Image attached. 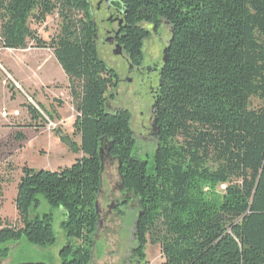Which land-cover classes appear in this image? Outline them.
Returning a JSON list of instances; mask_svg holds the SVG:
<instances>
[{"label": "trees", "instance_id": "16d2710c", "mask_svg": "<svg viewBox=\"0 0 264 264\" xmlns=\"http://www.w3.org/2000/svg\"><path fill=\"white\" fill-rule=\"evenodd\" d=\"M116 5L124 14L118 43L135 65L149 37L145 26L158 29L166 22L171 28L152 165L137 155L132 114L109 107L120 80L99 56L90 1L0 0L2 48L50 50L67 77L78 114L74 133L54 131L79 156L56 172L23 168L15 198L23 232L0 221V257L21 239L41 248L56 243L52 217L31 218L43 196L65 212L68 243L61 263L93 264L107 157L117 160L121 187L138 207L135 256L145 262L150 240L160 246L163 264H264V0H117ZM73 13L84 17L75 22ZM55 14L59 32L44 40L32 27ZM253 100L260 105L254 107ZM26 109L36 130L46 115L50 124L61 119L54 108ZM217 185L226 186L224 194L207 198L205 189Z\"/></svg>", "mask_w": 264, "mask_h": 264}, {"label": "rangeland", "instance_id": "374dc122", "mask_svg": "<svg viewBox=\"0 0 264 264\" xmlns=\"http://www.w3.org/2000/svg\"><path fill=\"white\" fill-rule=\"evenodd\" d=\"M90 16L98 31L97 48L99 56L108 68L114 70L120 83L111 91V110H128L132 114V130L137 139V155L153 164L156 139L153 137L154 115L150 111L154 100L147 89L143 92L136 83L126 82L130 75L128 56L115 55V47L108 43L109 31L117 28L122 21L118 14L108 15L106 5L101 0H89ZM84 15L73 13L77 22ZM61 20L55 14L48 17L43 26L33 25L39 36L49 41L55 37ZM151 37L146 41V57L159 60L163 56L171 38V28L162 22L158 32L150 26ZM155 85L158 78L155 77ZM35 98V100L32 99ZM44 106L47 111H58L60 120L48 123L46 115L43 127L39 130L32 124L26 105ZM61 104V105H60ZM259 101L253 100L258 107ZM76 107L69 93V83L50 50H38L28 47L26 50H5L0 44V221L3 227L12 228L22 234L24 222L19 215L15 198L17 187L25 166L34 170L56 172L69 168L76 163L78 155L71 153L55 135V129L61 128L70 136L77 118ZM50 119V118H49ZM18 134H25L26 140H19ZM79 141V138L76 139ZM102 188L98 197L100 225L93 248V264H139L141 260L134 255L135 232L138 207L131 195L126 194L120 183L117 160H103ZM225 185L207 187V198L219 199L225 192ZM40 205L31 211V218L44 219L51 216L56 234V243L41 248L30 245L26 240L11 242L7 246V255L0 257V264H62L60 251L68 243L63 228L65 212L62 207H51L43 196H39ZM115 201L123 202L120 212L113 206ZM144 259L142 258V263ZM145 264H163L160 246L149 240L145 248Z\"/></svg>", "mask_w": 264, "mask_h": 264}, {"label": "flooded vegetation", "instance_id": "af4514ba", "mask_svg": "<svg viewBox=\"0 0 264 264\" xmlns=\"http://www.w3.org/2000/svg\"><path fill=\"white\" fill-rule=\"evenodd\" d=\"M101 2H103L106 5V13L108 15L111 16L114 14H118L119 16H122V21L119 24V26L117 28H112V30L109 31V37L110 38L108 39V42L113 41L111 43V45L116 47L117 45H119L118 39H119V36L122 33V30L124 27V14H123L122 9H120L116 5L117 0H101ZM146 26H150L154 32H158V30L160 29V27L157 29L156 27H153L151 25H146ZM146 26H145V28H146ZM146 29H147V32L149 33V37H148V39H149L151 37V33L149 31V28H146ZM97 39H98V35H97ZM168 43H169V41H168ZM168 43H167V46H168ZM145 44H146V42H145ZM145 44H144V49H143V51H144L143 60L139 64H137V65L133 64L130 61V59L128 58L129 62H130V67H129L130 72L129 73L131 75V78H127L126 82H128L130 84H132V83L138 84L140 89H142L143 92L146 89H147V91H149V95L154 100V106L152 107V109L150 111L154 115V121H155L156 113H157V106H158L157 100H158L159 92H160L161 85H162L161 73H162V69L164 66V62H163L164 51L167 48V46L163 50L162 58L159 60H155L153 58V56L149 57L147 59ZM155 77L158 78V85H155ZM123 204H124L123 202L115 201L113 206L116 207L117 210H120V207Z\"/></svg>", "mask_w": 264, "mask_h": 264}, {"label": "water", "instance_id": "95a60500", "mask_svg": "<svg viewBox=\"0 0 264 264\" xmlns=\"http://www.w3.org/2000/svg\"><path fill=\"white\" fill-rule=\"evenodd\" d=\"M168 24V23H167ZM96 26V25H95ZM170 41H171V39L169 40V43H168V46H167V48L165 49V51H164V59H163V62H164V64L166 63V61H167V53H168V50H169V45H170ZM96 42H97V36H96ZM113 41H109L108 43H112ZM123 52H124V50H123V47L121 46V45H117L116 47H115V51H114V54L115 55H122L123 54ZM158 105V104H157ZM153 137L156 139L157 138V120L155 119V121H154V125H153ZM103 167H104V164H102V171H103ZM97 211L99 212V209H98V204H97Z\"/></svg>", "mask_w": 264, "mask_h": 264}, {"label": "built area", "instance_id": "2783aa9c", "mask_svg": "<svg viewBox=\"0 0 264 264\" xmlns=\"http://www.w3.org/2000/svg\"><path fill=\"white\" fill-rule=\"evenodd\" d=\"M50 125H53V124H50Z\"/></svg>", "mask_w": 264, "mask_h": 264}]
</instances>
